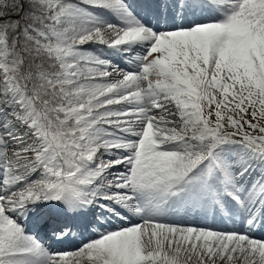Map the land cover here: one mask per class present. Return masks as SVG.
Wrapping results in <instances>:
<instances>
[{"label": "snow or ice", "instance_id": "6c2138e0", "mask_svg": "<svg viewBox=\"0 0 264 264\" xmlns=\"http://www.w3.org/2000/svg\"><path fill=\"white\" fill-rule=\"evenodd\" d=\"M0 264H264V0H0Z\"/></svg>", "mask_w": 264, "mask_h": 264}]
</instances>
